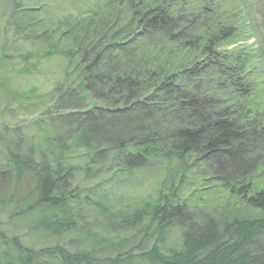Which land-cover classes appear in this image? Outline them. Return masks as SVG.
Returning a JSON list of instances; mask_svg holds the SVG:
<instances>
[{
  "label": "trees",
  "instance_id": "16d2710c",
  "mask_svg": "<svg viewBox=\"0 0 264 264\" xmlns=\"http://www.w3.org/2000/svg\"><path fill=\"white\" fill-rule=\"evenodd\" d=\"M203 1L100 0L83 15L41 22L39 42L28 38L26 12L15 13L14 28L22 21L25 39L35 40L31 56L66 66L56 104L32 135L0 131L9 181L0 215L48 245L34 250L0 232V264H264V251L252 252L264 235V126L245 108L252 69L240 52L220 51L235 29L212 20ZM34 99L38 89L21 93L0 79V107ZM65 105L75 111L62 115ZM106 166L113 182L160 171L156 197L123 219L147 222L158 241L180 229L179 250L155 243L136 255L127 241L80 227L76 178L103 177ZM211 183L223 190L221 206L195 196Z\"/></svg>",
  "mask_w": 264,
  "mask_h": 264
},
{
  "label": "rangeland",
  "instance_id": "374dc122",
  "mask_svg": "<svg viewBox=\"0 0 264 264\" xmlns=\"http://www.w3.org/2000/svg\"><path fill=\"white\" fill-rule=\"evenodd\" d=\"M99 1L0 0V79L8 80L15 91L24 93L35 88L42 95L39 101L34 99L20 105L0 107V131L9 129L11 132L32 135L35 132L32 123L37 121L46 109L55 106L56 97L53 93L58 84H64L65 78L64 59L51 54L45 56L47 59L31 56L37 54L35 40L25 39L22 21H19L21 25L17 30L14 28V22L11 20L15 13L26 12L28 16L26 24L30 27L27 31L28 38L39 42L37 37L43 34L42 25L56 24L69 15H83ZM208 2L212 8V20H218L235 29L234 38L226 42L220 51L234 54L240 52L241 62L245 61L247 66L251 67L252 70L248 69L245 75V84L253 90L251 100L254 106L252 103V106L245 108L253 110L254 117L256 116L257 121L264 126V60L259 59V53L264 52V0H208ZM41 22L44 23L41 25ZM207 23L211 26L209 22ZM188 24L193 23L188 21ZM212 24L214 25L213 22ZM63 30L61 29L60 33ZM72 111L75 110H70L67 105L59 110L62 115ZM4 156L0 147V192L9 187L8 177L5 175ZM110 168L111 166L101 168L103 177L91 178L82 172L76 178L75 185L79 184L81 188L76 204L80 227L115 242L127 241L129 244L127 251L136 255L150 251L155 243L165 253L179 250L182 245L180 229H171L163 240L158 241L155 228L150 227L147 222L132 227L123 219L131 216L137 206L156 197L160 171L143 169L135 171L137 173L132 176L118 177V180L113 182L107 175ZM116 172L118 173L119 169ZM222 192L219 184L211 183L202 185L201 191L195 193V196L200 201L206 200L205 202L221 206L224 203L219 200L223 198ZM110 213L112 215H109ZM0 232H5L9 237H19L26 247L34 250L48 246L34 242L26 230L15 229L6 215H0ZM252 250L254 253L264 251V235L256 239Z\"/></svg>",
  "mask_w": 264,
  "mask_h": 264
}]
</instances>
